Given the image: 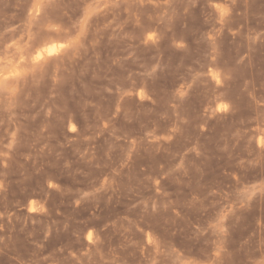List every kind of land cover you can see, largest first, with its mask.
<instances>
[{"label":"rangeland","instance_id":"obj_1","mask_svg":"<svg viewBox=\"0 0 264 264\" xmlns=\"http://www.w3.org/2000/svg\"><path fill=\"white\" fill-rule=\"evenodd\" d=\"M0 264H264V0H0Z\"/></svg>","mask_w":264,"mask_h":264},{"label":"snow or ice","instance_id":"obj_2","mask_svg":"<svg viewBox=\"0 0 264 264\" xmlns=\"http://www.w3.org/2000/svg\"><path fill=\"white\" fill-rule=\"evenodd\" d=\"M83 23L86 25L87 24V18L85 17ZM71 45V41L69 43H61L59 44V48L60 49H64V48H67V47H70ZM57 48V45H52L51 48H47V49H44V51H47L49 52L50 54H52L53 50Z\"/></svg>","mask_w":264,"mask_h":264}]
</instances>
